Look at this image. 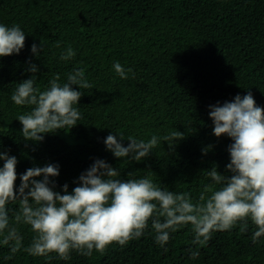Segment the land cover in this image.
Listing matches in <instances>:
<instances>
[{
  "label": "trees",
  "instance_id": "obj_1",
  "mask_svg": "<svg viewBox=\"0 0 264 264\" xmlns=\"http://www.w3.org/2000/svg\"><path fill=\"white\" fill-rule=\"evenodd\" d=\"M14 23L26 40L18 55L0 57V151L17 158V187L26 169L55 163L57 190L65 183L71 190L98 158L117 167L120 179L133 178L130 172L146 175L148 168L157 182L196 198L211 183L202 170L214 162L223 172L229 162L231 141L213 136L208 106L250 90L264 108V0H0V24ZM40 42L42 52L33 56L31 45ZM67 46L76 55L61 61ZM29 61L39 68L41 88L54 75L65 82L73 68H83L93 87L81 89V119L75 127L26 146L16 117L28 109L14 105L10 96L16 83L31 75ZM116 61L131 68L134 77L129 73L120 79L112 68ZM172 130L185 132L175 151L161 141L140 162L117 160L103 144L110 132L122 134L127 146L129 136L147 140ZM210 144L214 148L203 155ZM19 231L26 247L33 233L28 226ZM154 235L149 221L144 235L123 248L113 244L91 257L72 252L68 261L55 253L48 259L23 250L5 260L9 246L0 245V264H264V237L253 244L251 225L243 234L238 226L215 232L205 247L191 244L186 226L171 234L167 251ZM190 247L199 251L198 258L189 259Z\"/></svg>",
  "mask_w": 264,
  "mask_h": 264
},
{
  "label": "clouds",
  "instance_id": "obj_2",
  "mask_svg": "<svg viewBox=\"0 0 264 264\" xmlns=\"http://www.w3.org/2000/svg\"><path fill=\"white\" fill-rule=\"evenodd\" d=\"M25 40L26 34L18 24H0V57L18 55ZM55 46L60 48V42ZM30 51L37 57L42 52L41 42L33 43ZM75 55L67 46L59 59L69 61ZM28 63L26 71L31 75L16 83L10 96L14 105L28 109L16 117L26 146L29 142L42 143L47 134L75 127L81 119V89L93 87L83 68H73L65 82L54 75L41 88L37 84L39 68ZM112 68L122 80L128 79L129 73L135 75L118 61ZM208 109L213 136L231 141L226 147L229 162L223 172L214 162L202 170L211 183L196 198L157 182L148 168L146 175L137 178L130 172L128 176L133 178L120 179L117 167L98 158L72 182L71 190L67 183L57 190L54 178L60 168L55 163L26 169L19 175L17 187V158L0 151V245L9 246L4 259H12L21 250L48 259L55 253L63 261L70 260L72 252L85 257H91L93 251L103 255L110 245L123 248L142 237L149 221L155 243L165 251L171 234L186 226H190L193 246L205 247L215 232L237 226L240 233H246L250 225V239L256 244L264 237V108L256 105L249 90L243 97L237 94L231 102H217ZM184 138L185 132L172 130L162 137L153 134L147 140L129 136L124 146V136L110 132L103 144L115 159L129 163L147 158L161 141L174 152L176 143ZM213 148L207 145L202 154ZM9 204L17 207L9 209ZM20 226H28L33 233L26 247ZM188 253L189 259L200 255L195 247Z\"/></svg>",
  "mask_w": 264,
  "mask_h": 264
}]
</instances>
